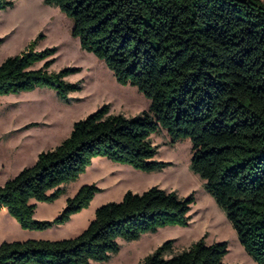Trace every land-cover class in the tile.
<instances>
[{
    "label": "trees",
    "instance_id": "16d2710c",
    "mask_svg": "<svg viewBox=\"0 0 264 264\" xmlns=\"http://www.w3.org/2000/svg\"><path fill=\"white\" fill-rule=\"evenodd\" d=\"M15 1L0 0V9ZM44 2L72 19L81 48L103 60L120 84L136 86L150 105L127 117L104 104L76 121L61 144L0 185V211L6 209L24 229L65 224L102 188L81 186L52 220L35 218L38 202H55L96 157L147 172L164 170L172 162L156 159L152 135L165 129L172 144L192 141L191 169L205 180L247 253L264 264V0ZM41 37L0 64V96L51 88L71 102L70 94L82 89V81L66 79L81 67L51 71L58 49H37ZM195 199L159 186L129 190L121 201L99 206L76 237L3 241L0 264L108 261L120 251L119 239L188 225ZM174 246L175 239L165 241L139 264H229L227 241L208 244L202 237L178 253Z\"/></svg>",
    "mask_w": 264,
    "mask_h": 264
},
{
    "label": "rangeland",
    "instance_id": "374dc122",
    "mask_svg": "<svg viewBox=\"0 0 264 264\" xmlns=\"http://www.w3.org/2000/svg\"><path fill=\"white\" fill-rule=\"evenodd\" d=\"M73 21L58 7L44 0H16L14 5L0 9V64L9 56L21 53L38 35L37 49L56 46V61L51 71L65 67H81L67 76L70 82L82 81V89L70 94L71 102L61 100L54 89L38 88L20 94L0 96V185L14 178L25 167L33 165L43 151L53 150L72 132L74 123L84 119L104 104L112 114L127 117L147 110L150 100L136 86L122 85L105 62L80 46L72 36ZM158 146L156 159L172 165L162 171L147 172L129 164L105 157L94 158L92 164L52 203L38 202L35 218L52 220L75 196L81 186L97 184L100 191L91 205L75 214L65 224L46 230H29L6 210L0 211V244L31 238L60 240L82 233L96 216V209L108 202L121 201L129 190L142 193L153 186L177 191L181 197L193 193L191 220L186 226H166L156 232L144 233L139 239H119L120 251L108 261L92 264H139L169 239H175L174 253L188 249L202 237L208 244L227 241L229 264H258L245 250L226 212L206 190L205 180L191 167L193 145L190 139L170 142L165 129L152 135ZM166 257L171 254L167 253Z\"/></svg>",
    "mask_w": 264,
    "mask_h": 264
}]
</instances>
